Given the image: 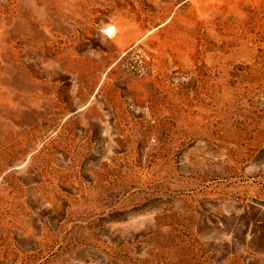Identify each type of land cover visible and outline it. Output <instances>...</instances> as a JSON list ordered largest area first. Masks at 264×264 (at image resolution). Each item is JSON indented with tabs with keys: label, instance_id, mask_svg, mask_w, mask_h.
<instances>
[{
	"label": "rangeland",
	"instance_id": "1",
	"mask_svg": "<svg viewBox=\"0 0 264 264\" xmlns=\"http://www.w3.org/2000/svg\"><path fill=\"white\" fill-rule=\"evenodd\" d=\"M0 264H264V0H0Z\"/></svg>",
	"mask_w": 264,
	"mask_h": 264
},
{
	"label": "clouds",
	"instance_id": "2",
	"mask_svg": "<svg viewBox=\"0 0 264 264\" xmlns=\"http://www.w3.org/2000/svg\"><path fill=\"white\" fill-rule=\"evenodd\" d=\"M121 31L120 25L115 18H112L109 23L99 26L101 36L113 40L116 39Z\"/></svg>",
	"mask_w": 264,
	"mask_h": 264
}]
</instances>
